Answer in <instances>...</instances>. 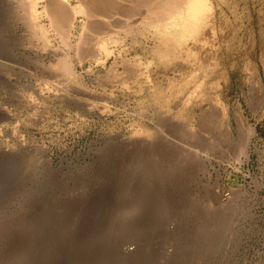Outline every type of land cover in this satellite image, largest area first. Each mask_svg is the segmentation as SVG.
I'll use <instances>...</instances> for the list:
<instances>
[{"label":"rangeland","instance_id":"374dc122","mask_svg":"<svg viewBox=\"0 0 264 264\" xmlns=\"http://www.w3.org/2000/svg\"><path fill=\"white\" fill-rule=\"evenodd\" d=\"M0 1V264H264V0L184 43L140 31L164 0L69 39Z\"/></svg>","mask_w":264,"mask_h":264},{"label":"bare ground","instance_id":"6f19581e","mask_svg":"<svg viewBox=\"0 0 264 264\" xmlns=\"http://www.w3.org/2000/svg\"><path fill=\"white\" fill-rule=\"evenodd\" d=\"M15 1V0H13ZM143 2L145 0H142ZM141 1V2H142ZM161 1V0H160ZM160 1H158V3H161ZM165 2H167L168 7L164 8L162 11L160 10V14H154L151 17H148L146 19H144V23L143 27L141 28V32L142 30H146L151 28L152 26H154L155 24H159L160 22L161 25H155L157 29H161V31L165 32L166 35H175V37L178 39V41L180 43H184L187 39L189 38H195L198 34V31L200 30V28L203 26V24L206 22L207 17L210 13L211 10V5H210V0H164ZM16 2V1H15ZM78 3H76L73 6H70L68 0H17V5H12L16 8V6H18V8L21 10V15H18L16 11L15 14H17V17H21L22 19L26 20L23 21L20 18V21H23L24 23L27 22V29L28 26L33 30V36L35 34H37L38 36L42 37V39H44L43 37L45 36L46 33V28L42 25H40L41 23L38 22V17L40 16V13L43 12L45 13L48 17H50L53 21H54V30L56 29L57 31H59L62 35V37H64L63 39H69V32L71 27H73V20L75 18V14L77 12H84L85 15V19L86 18H92L89 19L88 21L90 22H97L100 20L105 21L106 18L110 17V15H117L120 13V11H122V9L120 10L119 7H117V0H77ZM122 2V1H121ZM128 1H126L127 3ZM152 2V1H151ZM0 3H4L2 1H0ZM11 3V2H10ZM120 3V0H119ZM155 3V2H154ZM1 4V5H2ZM13 4V3H12ZM41 4V8L42 10L39 11L38 8ZM145 4V3H144ZM163 4H165L163 2ZM121 5V4H120ZM118 4V6H120ZM123 5V4H122ZM121 5V6H122ZM127 4H125L124 7H126ZM149 5V4H148ZM161 5V4H159ZM158 5V6H159ZM6 7L8 5H5ZM150 6V5H149ZM153 6V5H151ZM164 7V5H162ZM123 7V8H124ZM156 7V6H155ZM161 8V6H159ZM158 7V8H159ZM162 7V8H163ZM3 8V7H0ZM12 8V7H10ZM144 8V7H143ZM149 8V7H148ZM161 8V9H162ZM5 9V8H4ZM118 9V12H117ZM1 10V9H0ZM6 10H9V8H6ZM120 10V11H119ZM130 10V9H129ZM143 10V9H142ZM156 10V9H155ZM158 10V9H157ZM3 10V14H4ZM10 11V10H9ZM154 12V10H152ZM8 13V11H6ZM124 12V11H123ZM151 12V10H150ZM159 12V11H158ZM10 13V12H9ZM13 13V12H11ZM114 13V14H113ZM116 13V14H115ZM125 14V13H123ZM1 15V14H0ZM83 15V16H84ZM151 15V14H150ZM3 16V15H2ZM5 16V15H4ZM119 16V15H118ZM122 16V15H120ZM47 17V18H48ZM135 17V16H134ZM5 18V17H4ZM8 18V17H7ZM73 18V19H72ZM119 18V17H118ZM125 18V17H123ZM2 19V18H1ZM49 19V18H48ZM13 20V19H11ZM19 20V18H18ZM93 20V21H91ZM109 20V19H108ZM124 20V19H122ZM131 20V19H130ZM3 21V20H1ZM112 21V19H111ZM119 21V20H118ZM16 22V20H15ZM51 22V21H50ZM101 22V21H100ZM107 20L105 22H103L102 24H106ZM129 22V21H128ZM94 23V22H93ZM91 23L90 26L93 24ZM98 23V22H97ZM96 23V24H97ZM109 23V22H108ZM114 23V22H113ZM118 23V22H117ZM84 24V23H83ZM82 24V25H83ZM86 24V23H85ZM84 24V26H85ZM89 24V23H88ZM100 24V23H98ZM97 24V25H98ZM96 25V26H97ZM108 25V24H107ZM112 25V24H111ZM118 25V24H117ZM120 25V24H119ZM52 26V25H51ZM83 26V28H84ZM89 26V25H88ZM87 26V27H88ZM95 25H92V27ZM95 26V27H96ZM11 27V26H10ZM119 27V26H118ZM122 27V26H121ZM12 28V27H11ZM82 28V31H83ZM86 28V27H85ZM92 29L91 27H88V29ZM97 28V27H96ZM99 28V27H98ZM114 28V26H113ZM117 28V27H116ZM126 28V27H125ZM87 29V30H88ZM89 29V31H91ZM94 29V28H93ZM101 29V26H100ZM104 29V26H103ZM26 30V29H25ZM49 30V29H48ZM47 30V31H48ZM85 30V29H84ZM97 30V29H96ZM112 30V29H111ZM204 30V29H203ZM1 31V30H0ZM30 31V29H29ZM89 31H86L88 33H90ZM102 31V30H101ZM99 31V32H101ZM58 32V34H59ZM108 32V31H107ZM32 33V32H31ZM83 33V32H82ZM85 33V32H84ZM91 33H93L91 31ZM90 33V34H91ZM110 34V31L108 32ZM116 33V32H115ZM89 34V35H90ZM99 34V33H98ZM102 34V33H101ZM140 34V33H139ZM78 35V34H77ZM86 35V33H85ZM113 35V34H112ZM119 35V34H117ZM201 35V34H200ZM142 36V35H141ZM31 37V36H30ZM61 37V38H62ZM68 37V38H67ZM85 36L82 35L79 38H84ZM89 37V36H88ZM91 37V36H90ZM98 37V36H97ZM96 37V38H97ZM112 37V36H111ZM32 38V37H31ZM110 38V37H109ZM116 38V37H115ZM199 38V37H198ZM201 38V37H200ZM210 38V37H209ZM89 39V38H86ZM82 42L84 41L85 43V38L81 39ZM80 40V41H81ZM93 40V39H92ZM91 40V42H93ZM99 42V47L100 49L108 52L110 48H107V43L105 40L103 39H97ZM108 40V39H107ZM110 40V39H109ZM64 41V40H63ZM69 41V40H67ZM87 41V40H86ZM111 41V40H110ZM43 42V41H42ZM70 42V41H69ZM76 42V41H75ZM81 42V44H82ZM90 42V41H89ZM97 42V41H96ZM119 42V41H118ZM122 42V41H121ZM188 42V41H187ZM113 43V42H112ZM111 43V44H112ZM194 43V42H193ZM44 44V43H43ZM69 44V43H67ZM73 44V43H72ZM86 44V43H85ZM88 44V42H87ZM86 44V45H87ZM191 44V43H190ZM79 45V43H78ZM85 45V46H86ZM94 45V44H93ZM84 46V47H85ZM92 46V45H91ZM195 46V45H194ZM66 47V46H65ZM70 47V46H67ZM73 47V46H72ZM79 47V46H78ZM98 47V46H97ZM97 47H95L97 49ZM192 47V46H191ZM77 48V47H76ZM94 48V47H93ZM80 52L82 50V48H80ZM78 49V51H79ZM77 50V49H76ZM86 51V50H85ZM98 51V50H97ZM77 52V51H76ZM90 53V52H89ZM99 53V52H98ZM76 54V53H75ZM87 54V53H85ZM84 54V55H85ZM107 54V53H106ZM97 55V54H96ZM95 55V56H96ZM77 56V55H76ZM180 62V61H179ZM183 62V61H182ZM37 63V62H36ZM60 64L57 62V65ZM106 64V63H105ZM59 66V65H58ZM111 68V67H110ZM56 69V67H55ZM61 69V68H60ZM59 70V69H58ZM114 70V69H113ZM139 70V69H138ZM68 71V70H66ZM110 71V69L108 70ZM135 71V70H134ZM70 72V71H69ZM144 72V71H143ZM142 72V73H143ZM47 74V73H46ZM56 74V73H55ZM113 74V73H112ZM116 75V74H115ZM137 75V74H136ZM123 77V76H122ZM121 77V78H122ZM125 79V78H124ZM122 81V80H121ZM126 81V80H123ZM205 116V115H204ZM244 152V151H242ZM132 211V209H131ZM129 211V212H131ZM128 213V212H127Z\"/></svg>","mask_w":264,"mask_h":264}]
</instances>
